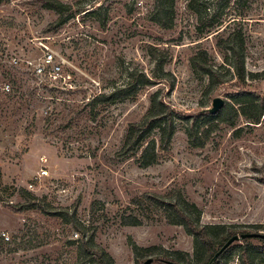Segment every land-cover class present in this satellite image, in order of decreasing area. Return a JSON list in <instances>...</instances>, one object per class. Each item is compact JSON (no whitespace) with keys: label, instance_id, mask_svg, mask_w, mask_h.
<instances>
[{"label":"rangeland","instance_id":"1","mask_svg":"<svg viewBox=\"0 0 264 264\" xmlns=\"http://www.w3.org/2000/svg\"><path fill=\"white\" fill-rule=\"evenodd\" d=\"M61 1L70 9L59 24L44 0H0V264H94L81 243L86 237L115 264H166L165 251L183 264L188 253L195 264L194 236L147 196L179 193L201 223L235 227L241 239L223 264H239L238 246L264 239L243 234H264L256 227L264 226V113L259 123L252 119L260 108L249 94L264 97V0H198L196 11L190 0H174L169 29L156 22L155 0ZM216 17L220 25L206 28ZM231 34L245 78L225 48ZM44 45L65 60L66 79L54 87L23 64ZM151 46L167 57L169 80L131 87L124 100H96L133 83L137 72L161 75ZM159 89L185 118L159 162L141 167L138 156L118 152ZM218 96L225 105L207 116ZM196 117L201 131L211 130L203 147L189 143ZM42 168L49 174L36 179ZM23 190L35 199L25 200ZM130 236L143 251H133Z\"/></svg>","mask_w":264,"mask_h":264},{"label":"trees","instance_id":"2","mask_svg":"<svg viewBox=\"0 0 264 264\" xmlns=\"http://www.w3.org/2000/svg\"><path fill=\"white\" fill-rule=\"evenodd\" d=\"M198 0H190L188 2V8L192 11L197 10ZM44 6L55 10L60 14V18L57 23L62 22V15L70 9V5L62 2L61 0H44ZM96 12V11H94ZM88 13V12H87ZM155 14L157 16L156 22L162 28H173L174 27V0H155ZM220 18V17H219ZM218 17L212 18L207 24L206 28L212 29L215 26L220 25V19ZM108 16L100 21L102 26H106ZM208 29V30H209ZM240 46L243 49V39L239 38ZM228 43H233L225 47L228 52H231L234 56V67L238 75L245 78V63L244 56L238 49L236 45V38L234 39L233 34H231L227 40ZM158 49L153 46L150 47V54L153 58L157 59L158 66L161 70V75H155L150 77L145 72H137L132 74L130 79L133 83H127L125 86L116 87L114 92L110 95L102 94L96 100L106 101L109 103L115 102L118 99H127L130 94L131 87H137L139 92L144 86L151 85L156 80H169L168 74L165 71V66L168 62L167 57L161 58L156 53ZM161 52V51H160ZM198 56L191 58L192 66H198ZM205 66H208L207 64ZM203 72L211 73V68L203 67ZM173 84H171V87ZM161 90L159 89L155 94L152 95L150 100V107L141 121L132 122L129 124L127 134L123 143L121 150L118 152L119 156H138L137 162L141 167H149L151 165L157 164L161 157L160 150H168L171 146L173 137L177 130V119L185 118L179 115L172 107H170L165 99L159 98ZM250 95L256 97L259 101V113L252 119L259 123L260 119L264 113V97H261L255 92H250ZM209 111V110H208ZM220 112L211 113L207 112V116L214 117ZM199 117H196V121L193 123L192 128L188 131L189 143L193 147H203L210 138L211 130L201 131V127L198 126ZM156 203L164 205L167 210H171L168 213L167 218L170 223L182 224L186 231L194 236L195 242V264H211V260L216 254V252L222 247V245L233 235L239 232L235 230L232 225H214V224H203L198 219L192 216L186 208H194L184 196L179 193L177 195H172L165 197L159 194H147ZM22 197L25 200L35 199L28 191L23 190ZM38 205L37 203H32L31 206ZM38 207V206H37ZM256 227H264L263 225H258ZM82 235L86 237L83 228H80ZM243 234H248L250 237V232H244ZM261 243H254L249 239H245L242 245H239V264H264V239H261ZM82 246L86 249L87 253L91 256L94 264H115V261L111 254H109L104 248L96 245L93 238L81 241ZM129 244L133 251L137 254L143 251L144 248L140 247L136 241L130 236ZM219 245V248L216 246ZM234 246L228 247L223 253L217 258V260L212 264H223V261L229 253L233 250ZM149 250V249H148ZM187 264H193L194 260L188 253H182ZM160 260H163L166 264L167 261H177L176 258L169 255L167 251L161 255ZM183 264V263H182Z\"/></svg>","mask_w":264,"mask_h":264},{"label":"built area","instance_id":"3","mask_svg":"<svg viewBox=\"0 0 264 264\" xmlns=\"http://www.w3.org/2000/svg\"><path fill=\"white\" fill-rule=\"evenodd\" d=\"M42 55L38 57H29L23 60V64L28 70H30L41 82H45L51 86H57V84L62 80L66 79L63 74V67L65 60L63 58H58L53 49L49 46L44 45ZM20 59L15 58V64H19ZM4 89L7 91L11 90V84L6 83ZM49 170L47 168H42L38 175L35 177L39 179L43 176H47ZM32 187L33 184H30Z\"/></svg>","mask_w":264,"mask_h":264},{"label":"water","instance_id":"4","mask_svg":"<svg viewBox=\"0 0 264 264\" xmlns=\"http://www.w3.org/2000/svg\"><path fill=\"white\" fill-rule=\"evenodd\" d=\"M225 105V100L224 98L218 96L215 97L213 99V103H212V107H210L208 110L211 113H217L218 111H220L223 106ZM250 236H260L264 238V234H251ZM241 239L239 234H235L233 236H231L223 245L222 247L216 252V254L214 255V257L211 260V264L214 263L217 258L223 253V251H225L228 247H230L232 244H234L236 241H239ZM153 261L152 258L147 259L144 264H151ZM169 264H182L180 262L177 261H167Z\"/></svg>","mask_w":264,"mask_h":264}]
</instances>
